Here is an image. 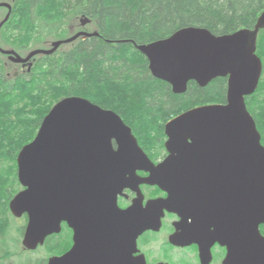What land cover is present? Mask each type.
<instances>
[{
    "label": "water",
    "instance_id": "water-1",
    "mask_svg": "<svg viewBox=\"0 0 264 264\" xmlns=\"http://www.w3.org/2000/svg\"><path fill=\"white\" fill-rule=\"evenodd\" d=\"M261 30L264 11L253 29L216 36L189 27L137 46L152 76L175 94H184L192 82L206 87L228 79L226 103L194 108L166 125L171 155L158 167L115 112L80 97L58 102L17 160L24 189L10 202V211L15 218L28 216L23 247L37 250L67 222L75 230V245L48 264H147L143 257L134 259L135 240L159 231L167 209L182 218V233L173 243L203 237L201 244L206 238L228 247L224 264H264V146L246 104L263 73L257 55ZM62 43L32 56L51 55ZM139 169L151 174L143 183L159 186L169 197L145 207L136 201L122 211L118 195L132 187ZM210 246L201 245L202 264L211 262Z\"/></svg>",
    "mask_w": 264,
    "mask_h": 264
},
{
    "label": "trees",
    "instance_id": "trees-1",
    "mask_svg": "<svg viewBox=\"0 0 264 264\" xmlns=\"http://www.w3.org/2000/svg\"><path fill=\"white\" fill-rule=\"evenodd\" d=\"M21 7L25 8L19 9L16 22L28 40L38 25L47 35L60 37L57 8L51 3L33 0L30 7ZM73 10L95 22L107 41L81 43L64 63L54 57L49 74L38 79V68L28 82L12 78L11 68L0 63V264H47L62 249L51 238L35 252L21 250L27 219H19L22 223L17 225L9 209L21 190L17 157L51 109L66 97L88 98L118 112L139 142L157 146L170 119L196 107L226 103L228 79L206 87L192 82L184 94H175L168 83L152 76L146 56L134 44L148 45L189 27L208 29L216 36L253 29L264 0H76ZM116 40L126 42H108ZM257 55L263 73L246 104L264 143V30L258 36Z\"/></svg>",
    "mask_w": 264,
    "mask_h": 264
},
{
    "label": "flooded vegetation",
    "instance_id": "flooded-vegetation-1",
    "mask_svg": "<svg viewBox=\"0 0 264 264\" xmlns=\"http://www.w3.org/2000/svg\"><path fill=\"white\" fill-rule=\"evenodd\" d=\"M75 1L76 0H43V2L51 3L52 6L57 8V11L54 12V16L59 18L55 21L61 25V29H62L61 35L58 38L51 37L50 35H47L46 33L47 31L45 27L38 25V27L34 30L36 34L31 40H28L29 37L27 36V33L22 32L21 27L17 26L18 24L16 22V17L22 14L19 9L23 10V8H25V7L20 8V6L28 5L30 7L33 4V0H11L10 2L0 3V8L6 10L5 16L4 17L0 16V63L11 68L10 70L12 73V78L28 82L31 80L30 77H32L34 70L37 74L38 68H39L38 79L43 78L44 76L47 75V73L49 74V70H48L49 61H54V57H57L58 60L62 59V62L64 63L67 57L71 53H74L76 52V50H78V47L80 46L81 43H85L97 39H102V41L104 40L95 22H93L88 16L77 15L74 12L73 8L75 6ZM19 19L20 22H23L22 17H19ZM77 20H80V23L76 24ZM85 20L88 21H86V23L83 24V21ZM91 24L94 25L96 28V30H94L93 32H87L81 30L82 28L84 29L86 26ZM78 35H80V37L77 40L73 42L65 43L75 38ZM51 39H53L54 41H52ZM58 42H63V43L53 54L48 55L46 53H39L37 55L32 56V54L37 51H44V52L52 51L55 48V44ZM108 42L117 44L119 42H126V41L116 40L113 42L112 41L111 42L108 41ZM134 45L137 47L136 44ZM65 46L68 47L64 48ZM147 61L149 63L148 59ZM71 97L84 98L81 96H71ZM84 99H87L92 103L96 104L95 102H93L88 98H84ZM101 108L104 110H110V109H105L103 107ZM190 110H187L175 116L165 124L164 136L160 137L161 138L160 144L158 143V145L155 147L149 145L145 146L143 143L138 141L137 137L133 133V135L136 137L138 141L139 147L148 156L150 161L156 167L165 163L171 155V152L167 147L169 138L166 134V125L175 118L179 117L180 115ZM110 111L115 112L122 118V116L118 112L114 110H110ZM46 116L44 117V119L46 118ZM29 118H32V116L29 115ZM41 125L37 131V134L41 128ZM33 140L30 143H32ZM262 144L264 146L263 142ZM113 147L115 150L118 149V146L115 141H113ZM133 175L135 177V182L132 183V187L124 189V191L120 195H118L117 204L120 210L122 211L128 210L134 205L136 201H142V205L145 207L151 201H159V200L164 201L168 199L169 197L168 193L163 191L159 186L147 185L143 183V181L146 178L150 177L151 175L150 172H147L143 169H139L135 173L133 172ZM126 176L127 178H130L131 173L127 172ZM20 186H21V190L19 192H21L24 189L21 184ZM17 194H15V196ZM9 209H10V203H9ZM24 217H26L27 219V223L25 226V231H26V227L28 224V216L24 215L22 218ZM15 219L19 220L21 218H15ZM181 222H182V218L177 213H173L165 209L163 216L161 218V227L159 231L157 232L147 231L145 233L140 234L136 238L135 240L136 252L134 253L133 256L134 259L138 260L140 257H143L146 260L147 264H202L201 245L208 247L210 246V244H212L210 246L211 258H212L210 264H224V261L228 255V247L222 246L219 242L216 241L212 242L209 241V239L204 238L205 242L201 244L203 237L194 239L193 236H190L188 237L190 241L187 240L185 242H181L183 243V245L179 243H173L171 239L176 234L182 233V230L178 228V225ZM192 222H193L192 219H189L188 224L191 225ZM262 229H264V226L261 227V233H262ZM212 231H214V229H212ZM51 238L56 239V242L59 243L58 245L62 247L60 254L55 255L60 257L68 253L74 247L75 230L70 228L67 222H63L61 224V232L59 234H54L49 236L46 239L44 245L39 246L38 249L40 247L46 246L48 240ZM23 239L24 236L22 238V242ZM125 239H126V235L122 239L123 245H125ZM119 241H120L119 235L114 237L115 243H119ZM24 250L27 252L36 251V250L28 251L25 248ZM52 257L54 256H51L50 258Z\"/></svg>",
    "mask_w": 264,
    "mask_h": 264
},
{
    "label": "rangeland",
    "instance_id": "rangeland-1",
    "mask_svg": "<svg viewBox=\"0 0 264 264\" xmlns=\"http://www.w3.org/2000/svg\"><path fill=\"white\" fill-rule=\"evenodd\" d=\"M11 0H0V3H3V2H10ZM5 14H6V10L5 9H3V8H0V16H2V17H4L5 16ZM77 23H80V20H77L76 21V24ZM81 30H84V31H87V32H93L94 30H96V28H95V26L94 25H88V26H86L84 29L82 28ZM52 41H54L53 39H51ZM49 47V46H48ZM68 46H65L64 48H67ZM14 223H16L17 225H19L20 223H22V222H19L18 220H15V222ZM262 233L264 234V229H262ZM19 246H20V249L21 250H24V247H23V245H22V240L20 241V244H19Z\"/></svg>",
    "mask_w": 264,
    "mask_h": 264
}]
</instances>
